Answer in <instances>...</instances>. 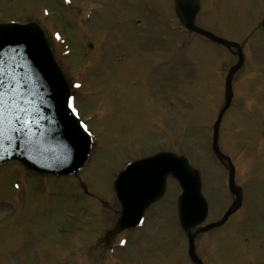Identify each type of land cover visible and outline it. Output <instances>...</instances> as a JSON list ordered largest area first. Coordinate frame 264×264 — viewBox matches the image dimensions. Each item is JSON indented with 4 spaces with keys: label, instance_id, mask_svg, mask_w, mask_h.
Listing matches in <instances>:
<instances>
[{
    "label": "rangeland",
    "instance_id": "rangeland-1",
    "mask_svg": "<svg viewBox=\"0 0 264 264\" xmlns=\"http://www.w3.org/2000/svg\"><path fill=\"white\" fill-rule=\"evenodd\" d=\"M107 4H93L91 13L88 0H0V21L33 19L45 27L71 85L80 84L72 93L93 137L78 176L86 189L77 176L36 174L14 161L0 165V264H88L89 255L92 264H193L177 218L180 187L172 178L142 230L127 232L125 244L108 254L103 248L121 210L115 177L129 160L161 150L184 154L199 169L207 222L221 218L233 200L227 166L211 142L224 79L237 56L181 30L175 0ZM202 6L200 25L245 43L219 136L244 188V207L222 238L201 241L197 250L205 264H254L228 232L247 223L264 235V0H203ZM245 248L258 254L254 245Z\"/></svg>",
    "mask_w": 264,
    "mask_h": 264
},
{
    "label": "water",
    "instance_id": "water-1",
    "mask_svg": "<svg viewBox=\"0 0 264 264\" xmlns=\"http://www.w3.org/2000/svg\"><path fill=\"white\" fill-rule=\"evenodd\" d=\"M198 7L196 0H182L178 10L176 0V12L186 27L229 48L235 46L238 49L237 54L239 57L238 62L230 67L226 76V101L214 124L212 144L215 154L229 163L230 189L235 193L236 199L221 221L210 224L205 228L209 229L222 223L228 214L241 204L240 188L234 185V166L230 158L222 154L218 147V126L232 99L233 75L242 65L244 57L237 43L218 37L195 24L194 20ZM0 33H3L6 37L20 38L18 43H8L0 46V68L5 69L6 77L15 78L17 87L23 93L25 101H27V106L36 109L38 112V123L33 127V135L29 138L27 145L23 147L15 144L9 146L6 141L3 142V146L10 148L12 154L7 155L0 152V163L16 159L28 168L38 172L58 175L78 174L89 156L92 140L90 137L86 141L82 131L75 123L76 118L70 117L61 103L65 91L70 92V87L54 58L46 33L34 21L0 23ZM17 99H19V96ZM160 155L175 156L186 160L185 174L182 177L174 176L171 173L158 175L153 186L144 195H133L121 190L114 183L116 195L123 209L113 231H119L138 224L145 208L163 196L166 190L167 178L172 175L178 180L182 188V193L178 198V216L181 226L188 233L189 256L195 263L201 264L194 251L195 234L190 230L192 226L202 221L207 214V203L200 191L199 172L190 165L185 156H179L172 152L162 151L139 160H151L153 156Z\"/></svg>",
    "mask_w": 264,
    "mask_h": 264
},
{
    "label": "snow or ice",
    "instance_id": "snow-or-ice-1",
    "mask_svg": "<svg viewBox=\"0 0 264 264\" xmlns=\"http://www.w3.org/2000/svg\"><path fill=\"white\" fill-rule=\"evenodd\" d=\"M67 3L68 0H65ZM182 0H177L178 10ZM59 39V34H56ZM19 37L5 36L0 33V46L8 43H18ZM79 88V82L70 85ZM19 96V99L17 97ZM75 97L65 91L62 104L70 117L76 118L75 123L82 131L86 141L92 136L89 126L79 119V112L75 104ZM38 123V112L27 106L23 93L17 87L14 77L5 76V69L0 68V152L11 155L10 148L4 147L3 142L9 146L27 145L29 138L33 135V127ZM186 160L175 156H153L151 160H129L123 170L115 177V183L124 191L133 195H144L153 186L155 179L162 173H171L182 177L185 174ZM19 187V185H15ZM143 224V219H139ZM120 244H125L121 239Z\"/></svg>",
    "mask_w": 264,
    "mask_h": 264
},
{
    "label": "flooded vegetation",
    "instance_id": "flooded-vegetation-1",
    "mask_svg": "<svg viewBox=\"0 0 264 264\" xmlns=\"http://www.w3.org/2000/svg\"><path fill=\"white\" fill-rule=\"evenodd\" d=\"M120 1V5L122 6V3H125V0H118ZM129 1V0H127ZM135 2V0H132ZM140 0H138L139 2ZM89 4H90V8L92 9V5L93 4H103L105 3V5H108L107 2L108 0H88ZM104 5V6H105ZM146 8H148L150 11H153L150 6H145ZM104 11H102L103 13ZM135 18V17H134ZM134 21H136L137 23L141 22V18H137ZM232 215L228 218V221H230L232 219ZM226 221L223 225H221L220 227L213 229V230H209V231H205V232H201L197 235V239L198 242H205V241H209L213 238L214 235L218 236L219 238H222V234L223 233H227L225 231L227 230V227L229 226V222ZM124 232V231H122ZM230 236L235 237V239L240 242V248H242L243 250H245L247 252V258L246 261H250V262H254V264H264V235L257 229L256 231H254L253 228L248 227L247 223L240 225V227L233 229L231 232H228ZM255 246V252L258 253L257 255H253L252 253L249 252L248 248H245V246ZM87 261L86 263L88 264H92L93 260H92V256H86ZM214 264H219L218 262H215ZM232 264H241L237 261H233Z\"/></svg>",
    "mask_w": 264,
    "mask_h": 264
}]
</instances>
